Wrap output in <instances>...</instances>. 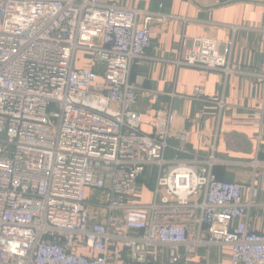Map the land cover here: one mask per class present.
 I'll return each instance as SVG.
<instances>
[{
  "label": "built area",
  "instance_id": "1",
  "mask_svg": "<svg viewBox=\"0 0 264 264\" xmlns=\"http://www.w3.org/2000/svg\"><path fill=\"white\" fill-rule=\"evenodd\" d=\"M173 19L109 0H0V264H184L221 247L229 264H264L242 185L218 179L214 148L194 155L174 128L183 96L146 90L169 100L150 132L134 109L132 67L152 24ZM225 46L183 37L176 65L227 77ZM80 51L90 58L76 69ZM189 98L202 114L211 101L203 86ZM148 172L153 199L137 208Z\"/></svg>",
  "mask_w": 264,
  "mask_h": 264
},
{
  "label": "crops",
  "instance_id": "2",
  "mask_svg": "<svg viewBox=\"0 0 264 264\" xmlns=\"http://www.w3.org/2000/svg\"><path fill=\"white\" fill-rule=\"evenodd\" d=\"M112 5L144 13L162 12L175 19L167 24H152L151 45L145 59L132 67L131 82L137 87L135 111L143 116L142 129L151 131L150 119L157 107H166L168 98L151 101L146 90L173 92L172 107L177 119L176 131L188 133L187 150L206 156L214 148L219 160L213 172L226 182L242 185L243 201L250 204L248 224L264 232V0H109ZM187 20V21H186ZM238 27L232 31L229 27ZM183 37L208 38L226 44L231 73L176 65ZM231 43V46L227 44ZM90 56L77 52L75 68L81 69ZM203 86L211 99L204 107L191 100L193 89ZM185 97V98H184ZM224 106L218 108L216 101ZM256 119L261 125L256 127ZM258 162V167L251 165ZM153 179L148 172L140 182L138 202L143 208L153 199ZM95 199L98 195L87 190ZM255 193V194H254ZM103 198V196H102ZM100 222L104 223L103 217ZM82 253L89 254L82 249ZM226 247L213 248L209 254L199 250L184 264H229Z\"/></svg>",
  "mask_w": 264,
  "mask_h": 264
}]
</instances>
